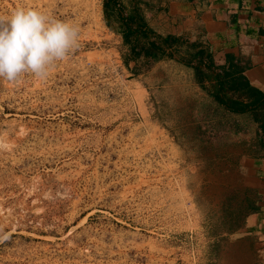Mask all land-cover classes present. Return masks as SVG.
<instances>
[{"label": "rangeland", "instance_id": "1", "mask_svg": "<svg viewBox=\"0 0 264 264\" xmlns=\"http://www.w3.org/2000/svg\"><path fill=\"white\" fill-rule=\"evenodd\" d=\"M103 4L0 0L80 32L46 78L0 79V264H264V232L238 230L256 199L227 161L235 122L184 45L128 61Z\"/></svg>", "mask_w": 264, "mask_h": 264}, {"label": "crops", "instance_id": "2", "mask_svg": "<svg viewBox=\"0 0 264 264\" xmlns=\"http://www.w3.org/2000/svg\"><path fill=\"white\" fill-rule=\"evenodd\" d=\"M140 1H144L143 16L154 33L162 38L177 37L178 44L184 45L183 54L189 59L192 57L202 87L217 105L216 109H220L214 110L217 117L235 122L231 130L235 140L228 150L227 161L243 173V187L256 199L254 209L238 230H252L254 235L261 236L264 232V127L254 122L250 113H229L217 97L220 95L218 83L228 82L234 75L245 85L238 93L227 92L233 100L247 104L248 100L240 94L245 95L248 87L264 94V0ZM178 44L166 49L167 53L173 56ZM197 66L201 67L202 74Z\"/></svg>", "mask_w": 264, "mask_h": 264}, {"label": "clouds", "instance_id": "3", "mask_svg": "<svg viewBox=\"0 0 264 264\" xmlns=\"http://www.w3.org/2000/svg\"><path fill=\"white\" fill-rule=\"evenodd\" d=\"M79 36L77 26L35 8L0 15V79L14 83L24 74L46 78L56 62L79 48ZM7 238L0 235V240Z\"/></svg>", "mask_w": 264, "mask_h": 264}, {"label": "trees", "instance_id": "4", "mask_svg": "<svg viewBox=\"0 0 264 264\" xmlns=\"http://www.w3.org/2000/svg\"><path fill=\"white\" fill-rule=\"evenodd\" d=\"M142 4L144 1L140 0H104L103 10L107 26L112 28V20L116 23L117 29L114 32L121 35L123 43L129 48L128 61H136L141 58L156 61L172 57L166 49L178 44V38L157 36L147 25L141 9ZM200 68L198 70L202 74ZM241 81L237 75H234L228 82H219L220 91L218 93L220 95H218L217 101L231 114L250 113L254 122L264 127V94L248 87V92L245 95L240 94L248 100L247 104L239 103L226 95L227 92H240L245 85Z\"/></svg>", "mask_w": 264, "mask_h": 264}]
</instances>
